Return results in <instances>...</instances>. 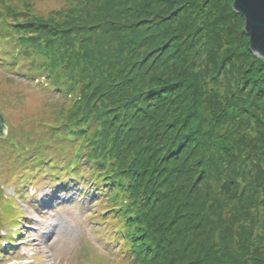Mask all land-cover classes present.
Listing matches in <instances>:
<instances>
[{"label":"trees","instance_id":"obj_1","mask_svg":"<svg viewBox=\"0 0 264 264\" xmlns=\"http://www.w3.org/2000/svg\"><path fill=\"white\" fill-rule=\"evenodd\" d=\"M58 1L0 0V68L61 98L6 115L17 194L60 168L106 190L124 264H264V58L234 0Z\"/></svg>","mask_w":264,"mask_h":264},{"label":"rangeland","instance_id":"obj_2","mask_svg":"<svg viewBox=\"0 0 264 264\" xmlns=\"http://www.w3.org/2000/svg\"><path fill=\"white\" fill-rule=\"evenodd\" d=\"M30 1L43 14L61 7L58 0ZM41 82L0 68V110L16 131L26 115L36 114L46 102H60L57 94L47 92L45 80ZM1 152L0 264H124V236L118 235L112 215L105 214L111 197L106 190L71 176L62 179L60 168L57 175L48 173L24 185L18 195ZM45 166L50 169V163ZM13 213L20 217L15 225L8 220ZM12 232L21 236L15 238Z\"/></svg>","mask_w":264,"mask_h":264},{"label":"water","instance_id":"obj_3","mask_svg":"<svg viewBox=\"0 0 264 264\" xmlns=\"http://www.w3.org/2000/svg\"><path fill=\"white\" fill-rule=\"evenodd\" d=\"M233 9L245 19L244 31L249 37L250 49L264 58V0H234ZM8 124L0 112V139L7 137Z\"/></svg>","mask_w":264,"mask_h":264}]
</instances>
